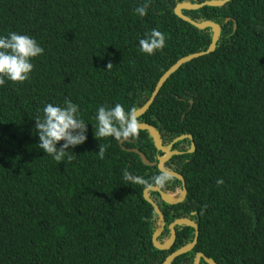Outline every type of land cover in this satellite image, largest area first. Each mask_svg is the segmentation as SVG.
I'll list each match as a JSON object with an SVG mask.
<instances>
[{
  "label": "trees",
  "instance_id": "trees-1",
  "mask_svg": "<svg viewBox=\"0 0 264 264\" xmlns=\"http://www.w3.org/2000/svg\"><path fill=\"white\" fill-rule=\"evenodd\" d=\"M205 1L150 0L140 18L134 9L145 0H0V35L26 34L44 49L30 80L0 87V264H162L193 241V228L177 226L170 249L154 248L158 216L143 198L147 187L123 180L125 170L144 180L160 173L163 154L149 133L121 144L95 138L93 126L99 105L140 109L176 61L208 49L212 30L174 14L179 3ZM182 14L218 24L221 34L215 50L183 64L138 117L163 146L183 135L195 146L187 153L189 139L175 143L181 154L164 165L184 178L185 199L168 205L148 194L165 220L157 241L186 218L198 226L197 243L171 264H193L198 252L216 264H264V0ZM153 28L166 47L147 56L138 38ZM69 99L88 122V138L57 162L38 147L35 120L46 103ZM181 190L176 178L161 189Z\"/></svg>",
  "mask_w": 264,
  "mask_h": 264
},
{
  "label": "clouds",
  "instance_id": "clouds-1",
  "mask_svg": "<svg viewBox=\"0 0 264 264\" xmlns=\"http://www.w3.org/2000/svg\"><path fill=\"white\" fill-rule=\"evenodd\" d=\"M149 6L150 0H145L134 9L135 14L140 18L147 16ZM166 39V35L156 28L146 31L138 38L139 51L151 56L166 47ZM43 53V47L29 35L18 32L0 35V87L5 86L6 82L23 84L30 80L35 67L32 60ZM111 66L112 64H109L108 68ZM94 120V136L99 140L112 138L117 143H123L129 139H139L142 124L135 114V109H126L120 103H115L114 106L99 105ZM87 125L88 122L81 117L79 105L70 99L65 100L63 106L46 103L43 116L35 120L38 147L57 162L65 158L71 159V149L84 144L88 138ZM61 141L63 143H60ZM105 151V147H99L97 155L100 159L104 158ZM171 179L166 172H160L148 180L139 178L127 170L123 172L125 182H138L145 187H158L162 190L171 183ZM223 183L222 179L217 181V184Z\"/></svg>",
  "mask_w": 264,
  "mask_h": 264
},
{
  "label": "water",
  "instance_id": "water-1",
  "mask_svg": "<svg viewBox=\"0 0 264 264\" xmlns=\"http://www.w3.org/2000/svg\"><path fill=\"white\" fill-rule=\"evenodd\" d=\"M229 1L230 0H211V1H205L201 4H191L189 2H182V3H179L175 6L174 14L178 18L183 20L184 22H187L188 24H190L193 27L200 29V30H204V29H208V28L212 30L213 36H212L211 43L205 52L190 54V55H187V56L179 59L160 77V79L158 80V82L154 88V91L152 92L149 100L140 109L135 111L137 118L140 117L141 115H143L149 109L150 105L153 103L154 99L158 95V93H159L160 89L162 88V86L164 85V83L183 64L190 62L193 59L207 55V54H209L215 50L216 43L220 38L221 27L218 24H215V23L209 22V21L201 22V23L195 22V21L191 20L190 18H188L187 16L183 15L182 11H193V10L200 9L204 6L222 7L223 5L228 3ZM227 21H228V19L226 20V22ZM233 29L234 30L236 29L235 24H234ZM141 124H142L141 125V131H147L149 133V135L151 136V138L153 140V143H154L156 150L163 154L161 157H158V163L156 164L158 170L160 172L168 173L170 175V177L176 178L177 180H179L181 182V185H182L181 192L176 196L168 195V194L164 193L163 191H161V189L158 187H151V188L147 187L143 191L144 200L152 206L155 214L158 216L157 227H156V229L152 235V238H151V241H152L154 248H156L158 250L170 249L171 246L174 244L175 239H176L175 227H177V226L191 227L195 231L193 241L190 244H188V245L176 250L175 252L171 253L170 255H168L165 258L164 262L162 263V264H171L177 257L182 256V255H184V254H186V253H188L194 249V247L196 246L197 238H198V234H199L198 226L193 221L186 219V218L176 219L175 221H173L168 226V230L170 232L169 239L164 244L158 243L157 239L162 234V232L165 228V220H164V216H163L161 210L150 199L148 194H149V192H157L160 195L162 201L168 205L179 204L185 199L186 194H187V189H186L184 178L181 175H179L173 171L167 170L164 165H165V162H167L172 156L181 154L179 152H174L172 150V147L175 143L182 141V140H185V139H189L190 140V149L187 151V153H192L195 150V146L193 143V139L190 135H183V136L175 138L169 145H167L165 147L162 145V138H161L160 133L154 127H152L149 124H145V123H141ZM129 151L136 153L140 157V159L144 165H146V166H154L155 165V164L149 163V161L146 159V157L142 153H140L138 150L131 149ZM201 259L206 264H216L212 259L206 257L201 252L196 253L195 258L193 260V264H199Z\"/></svg>",
  "mask_w": 264,
  "mask_h": 264
}]
</instances>
